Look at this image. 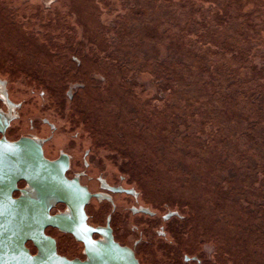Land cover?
Listing matches in <instances>:
<instances>
[{
    "label": "rangeland",
    "instance_id": "1",
    "mask_svg": "<svg viewBox=\"0 0 264 264\" xmlns=\"http://www.w3.org/2000/svg\"><path fill=\"white\" fill-rule=\"evenodd\" d=\"M0 15L264 236V0H0Z\"/></svg>",
    "mask_w": 264,
    "mask_h": 264
},
{
    "label": "water",
    "instance_id": "2",
    "mask_svg": "<svg viewBox=\"0 0 264 264\" xmlns=\"http://www.w3.org/2000/svg\"><path fill=\"white\" fill-rule=\"evenodd\" d=\"M0 47L1 52L15 54L19 57V63L25 62L29 67H33L36 73L47 69L53 84H60L56 80L61 77L64 79L67 76L69 81L74 78L2 15ZM25 84L22 77L18 81L23 91L19 98L30 100V111L34 110L40 118L49 117L56 127L47 147L67 151L73 155V164L82 167L85 152H90L88 161L91 165L86 171L94 179L91 182L92 189L98 190V178H103L111 184L120 183L123 179L122 185H141L149 195L161 196L165 200L171 198L169 200L178 203L190 202L194 205L190 210L198 214L201 224L210 223L212 233L223 237L225 256H229L228 250L233 248L237 257L236 264H245V256L249 257L248 264H264V238H260L262 235L86 86L81 83L82 88L75 91L74 98L64 97L62 104L58 102L57 107H48L49 101L43 100L39 94L32 97ZM67 91L68 87L62 92V96H65ZM44 106L47 109H43ZM43 163L49 167V162L43 160ZM71 186L74 185L69 183L67 199L62 200L71 207L73 216L65 219L51 218L48 215L49 204H46L45 222L31 226L29 199L14 200L11 193L0 185V264H138L131 249L121 246L112 236L103 232L100 233L106 238L104 241L88 242L83 238L88 247L86 261H71L57 254L55 241L45 235V228L52 225L77 234L82 228V215H85L84 204L79 203L78 199L82 190L84 197L88 194L79 184H76L75 189ZM35 188L38 191V186ZM126 198L125 195H118L115 199L121 203ZM93 207L98 206L95 204ZM38 212L43 213L42 210L36 213ZM123 216L125 213L121 212V217ZM137 237V234L131 233L128 240L132 242ZM28 240L42 244H38L41 248L39 255L31 254L26 246ZM153 259L162 261L166 260V257L158 255Z\"/></svg>",
    "mask_w": 264,
    "mask_h": 264
},
{
    "label": "flooded vegetation",
    "instance_id": "3",
    "mask_svg": "<svg viewBox=\"0 0 264 264\" xmlns=\"http://www.w3.org/2000/svg\"><path fill=\"white\" fill-rule=\"evenodd\" d=\"M1 54L0 185L11 193L14 200L29 199L31 226L45 222L46 204H49L51 218L73 216L71 207L62 200L67 199L69 183L74 189L79 184L88 194L84 197L82 190L79 195L78 201L84 204L85 215H82V228L77 234L52 225L45 228V235L55 241L57 254L71 261H86L88 247L83 238L88 242L104 241L106 238L100 233L103 232L121 246L131 249L138 264H228L223 245L212 237L208 227L201 226L198 214L190 210L189 205L149 195L141 185H122V178V182L114 184L98 178V190L92 189L94 179L86 171L91 165L88 161L90 152H85L82 167L73 164V155L67 151L48 148L55 125L49 117L40 118L34 110L30 111V100L19 98L23 91L18 81L23 77L32 97L39 94L43 100L49 101L48 107H57L64 97L72 99L76 96L75 91L82 88L81 78L73 71L71 75L75 77L70 81L66 76L56 80L60 84H53L47 69L36 73L25 62L19 63L15 54ZM81 57L73 54L71 61L80 66ZM66 87L68 91L62 96ZM43 160L49 162V167ZM118 195L127 198L119 203L115 199ZM95 204L97 208L93 207ZM40 210L43 213H36ZM121 212L125 216L121 217ZM131 233L138 235L132 242L128 240ZM38 244L33 240L26 242L34 256L41 253ZM158 255L165 256L166 260H154Z\"/></svg>",
    "mask_w": 264,
    "mask_h": 264
},
{
    "label": "trees",
    "instance_id": "4",
    "mask_svg": "<svg viewBox=\"0 0 264 264\" xmlns=\"http://www.w3.org/2000/svg\"><path fill=\"white\" fill-rule=\"evenodd\" d=\"M228 201H231L230 199H228ZM186 202V201H185ZM181 203V205H189L190 207H192V205L193 204H191L190 202H187V203H184V201H182V202H180ZM194 206V205H193ZM242 210L248 215V216H257V214H252L250 211H245L244 209H243V207H242ZM258 225V224H257ZM201 226L202 227H208L209 229H210V234L212 235V237H214L215 239L217 238V242H218V244H223V237H221L220 235H217V234H213L212 233V229H211V226H210V223H204V225H202L201 224ZM222 230V229H221ZM218 236H220V237H218ZM260 238L261 239H263L264 238V236H260ZM234 248H235V246H233ZM234 249L233 248H231V250H228V253H229V256H227V261H228V264H236V262H237V257H236V252L235 251H233ZM233 252H235V253H233ZM245 258V261H244V263L246 264L248 261H249V257H247V256H245L244 257ZM248 264V263H247Z\"/></svg>",
    "mask_w": 264,
    "mask_h": 264
}]
</instances>
